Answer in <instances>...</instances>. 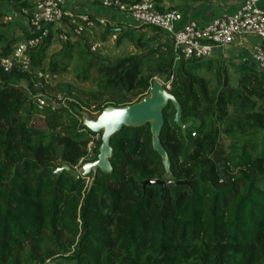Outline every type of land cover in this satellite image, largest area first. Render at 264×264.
Instances as JSON below:
<instances>
[{"label":"trees","instance_id":"obj_1","mask_svg":"<svg viewBox=\"0 0 264 264\" xmlns=\"http://www.w3.org/2000/svg\"><path fill=\"white\" fill-rule=\"evenodd\" d=\"M33 5L0 0V59L33 37L5 36L7 11ZM89 20L101 43L118 34L116 47L127 40L140 53L110 61L77 41L49 54L50 33L26 52L29 71L0 67V264H264V73L213 58L175 62L171 47L156 43L157 30L146 37L136 32L145 26ZM69 72L87 85L78 93L43 79ZM161 78L180 104L182 123L191 124L184 137L172 106L164 109L160 143L174 181L143 186L164 173L148 125L111 138L112 173L98 171L91 186L89 178L52 174L62 163L78 168L97 156L100 136L82 128L81 112L94 117L107 106L139 102ZM45 90L55 103L39 110L34 96L45 99Z\"/></svg>","mask_w":264,"mask_h":264},{"label":"built area","instance_id":"obj_2","mask_svg":"<svg viewBox=\"0 0 264 264\" xmlns=\"http://www.w3.org/2000/svg\"><path fill=\"white\" fill-rule=\"evenodd\" d=\"M102 8L114 9L136 26H145L157 30L169 39L172 57L175 62L180 59H212L223 46L233 44L240 36H255L262 45L255 46L251 54L253 66L264 73V11L257 6L261 0H243L238 9L230 15L216 18L201 28L194 22L183 23L179 11L160 12L154 0H140L124 3L120 0H93ZM65 0H34V5L21 13H6L5 22L25 20L27 32L33 35L15 44L12 52L0 59V67L10 71L16 67L29 71L30 61L26 52L36 47L43 38L52 33L60 45L68 42H79L83 45L93 41L84 36V32L93 28V23L86 14L77 15L74 11L64 9ZM66 20V21H65ZM102 26H110L99 22ZM84 36V37H83ZM111 35V39H114ZM103 44H92L94 51ZM49 78L48 75H45ZM51 78V77H50ZM167 89L170 86L166 85ZM37 109L47 105L43 95L34 96ZM98 136L91 138L87 145V157L91 159L96 149ZM83 164L79 163V166ZM77 169V168H74ZM43 264H57L56 260H46Z\"/></svg>","mask_w":264,"mask_h":264},{"label":"water","instance_id":"obj_3","mask_svg":"<svg viewBox=\"0 0 264 264\" xmlns=\"http://www.w3.org/2000/svg\"><path fill=\"white\" fill-rule=\"evenodd\" d=\"M168 106H172L174 110L173 122L185 137L186 130L191 124L182 123L180 104L170 93L169 89L164 87L158 79L152 81L148 93L139 102L124 107L110 105L103 108L94 117L87 112H81L82 128L100 136L97 156L92 161L84 162L77 169L70 168L65 163H62L59 168L51 170L52 174L59 175L62 172H66L75 179L89 178L88 184L91 186L98 171L103 174L112 173L110 163L113 153L110 146L111 138L123 128L138 129L148 125L151 136V148L160 158L164 173L162 181H145L143 186L158 184L164 188L163 180L168 182L175 180L170 171L168 154L160 143V134L164 125L163 111Z\"/></svg>","mask_w":264,"mask_h":264},{"label":"crops","instance_id":"obj_4","mask_svg":"<svg viewBox=\"0 0 264 264\" xmlns=\"http://www.w3.org/2000/svg\"><path fill=\"white\" fill-rule=\"evenodd\" d=\"M243 3V0H159L158 7L165 12L179 11L183 16V23L194 22L199 27L207 26L212 20L224 17L235 12ZM264 11V0H261L257 6ZM64 9L74 11L77 15L86 14L93 17L98 22H105L113 28L119 27L125 29L126 24H132L123 15L114 9L102 8L93 0H65ZM66 21V20H65ZM27 32L25 20H20ZM120 23V25H117ZM125 23V24H124ZM100 24V23H99ZM136 26V25H135ZM90 40H95L98 36V29L88 30ZM145 33V32H144ZM155 32L149 28L148 37L154 35ZM88 36V34H87ZM156 43L169 44V39L163 35L157 39ZM104 47L105 43H102ZM262 45L255 36L237 37L233 44L223 46L216 52L213 59H217L226 63L248 64L252 65L251 54L255 46ZM59 51V50H58Z\"/></svg>","mask_w":264,"mask_h":264},{"label":"rangeland","instance_id":"obj_5","mask_svg":"<svg viewBox=\"0 0 264 264\" xmlns=\"http://www.w3.org/2000/svg\"><path fill=\"white\" fill-rule=\"evenodd\" d=\"M7 12L9 13L10 11H7ZM4 22H5V20H4ZM129 25H134V24L132 23V24H129ZM24 29H25L24 25L21 22H19V20L18 21H14V22H10L8 24V31L6 32V29L4 30V32H5L4 35L5 36H9L10 38H12V37H15V38L21 37L23 35V32H25ZM147 31H148V28L147 29L145 28V29L141 30V32H139V31H136V32L139 33V34L143 33L144 35H146V37H148ZM117 35L118 34H116L114 36L115 37L114 39H111V37L108 38V40L105 43L104 47L99 46L94 51L100 53L103 57L109 59L110 61H115L118 58H122V57L129 56V55H138L140 53V51L135 49L134 46L132 44H130L127 40H123L122 44H120L119 47H116L115 46V43H116L115 39H116ZM89 43L90 44H87V45H88L89 48H91L92 46H90V45H92V44H100L101 41H99L98 39H95L94 41H91ZM60 47H61V45L59 43H57L55 40H53L52 45H51L50 50H49V54L57 52L60 49ZM45 64H44V66L46 67ZM231 73H232V70L229 69L228 70V74L231 75V79L230 80H231L232 84H234L235 77ZM205 78L210 79L211 83H212V79L213 78L211 76L205 75ZM43 79H45L46 83L51 88H53L55 86H58V85L70 86L72 91H73V93H78L79 90H82L83 88H85L87 86V85L85 86L83 84L78 83V81L75 79V77H74L72 72H69L67 74H59V75H57V76H55L53 78L43 77ZM158 80L164 87H166L167 84L164 83L162 78L158 79ZM20 87L25 91L26 94H28V96H31L29 91L27 90V84L25 82H22L20 84ZM43 94L46 97L45 98L46 101L49 103L48 105L51 106V104L55 103L54 99L52 98V96L54 94L53 91L45 90V93H43ZM37 95H38V93H37ZM37 124L40 126L39 121H37ZM56 263L57 264H68L66 259H61V258L57 259Z\"/></svg>","mask_w":264,"mask_h":264}]
</instances>
